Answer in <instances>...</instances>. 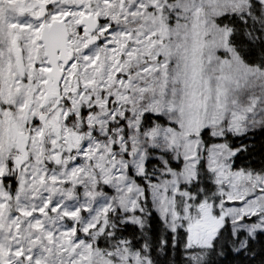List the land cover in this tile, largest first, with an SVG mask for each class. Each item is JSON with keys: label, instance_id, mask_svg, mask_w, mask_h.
<instances>
[{"label": "snow or ice", "instance_id": "1", "mask_svg": "<svg viewBox=\"0 0 264 264\" xmlns=\"http://www.w3.org/2000/svg\"><path fill=\"white\" fill-rule=\"evenodd\" d=\"M0 264H264V0H0Z\"/></svg>", "mask_w": 264, "mask_h": 264}]
</instances>
